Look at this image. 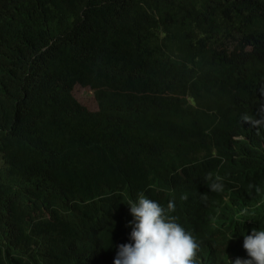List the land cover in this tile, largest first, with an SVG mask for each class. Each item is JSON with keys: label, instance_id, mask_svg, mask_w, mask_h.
<instances>
[{"label": "trees", "instance_id": "1", "mask_svg": "<svg viewBox=\"0 0 264 264\" xmlns=\"http://www.w3.org/2000/svg\"><path fill=\"white\" fill-rule=\"evenodd\" d=\"M75 61L131 120L87 116ZM0 74V174L36 196L0 264H60L45 229L64 264L261 256L264 0H0Z\"/></svg>", "mask_w": 264, "mask_h": 264}, {"label": "rangeland", "instance_id": "2", "mask_svg": "<svg viewBox=\"0 0 264 264\" xmlns=\"http://www.w3.org/2000/svg\"><path fill=\"white\" fill-rule=\"evenodd\" d=\"M79 55L80 54H76V57H75L76 61H77V57ZM84 55H87V54H84ZM76 61L74 63H76ZM87 66H89V65H87ZM76 67H77V70L74 72L75 78H73V80L76 79V83H75L74 88L71 89V91H72V94L77 99V101L79 102V104L87 109V111H88L87 116L89 118H92L93 120H97L98 117H102V118L108 117V119H102L99 122L117 123L119 121V119H121V118L129 119L128 117L132 116L130 113L131 111L127 112V110H128L127 107H117L118 104L115 103L114 99H109V95L102 93L100 91V89L102 87L99 85L98 80H92V78H91L92 75H96V74H98V72L90 73L83 66V63L81 61L76 63ZM32 70H33V68L28 69L29 72H32ZM6 76L7 75H1L0 74V89L1 90L6 89L5 83H3L1 81V78L6 77ZM73 80L69 76H67V78L64 80V83L68 87H70L73 85ZM81 80H83V82L85 84H83L81 82ZM260 87L264 90V83H262L260 85ZM186 99L190 103H192V105H193L192 112H201V111H205L207 109V106L200 105V104L196 103L189 96H187ZM110 119H113V120L109 121ZM129 120H131V119H129ZM25 179L26 178H24L23 180H25ZM11 181L21 182V179L18 177H13L11 179L10 178H4L0 174V182L4 185L3 189L7 193V197H9L8 200L0 199V212L10 210L11 207H14L16 209L15 211H17L19 213H0V217L4 215V217L2 219H0V225H3L4 227L10 228V221L8 219L9 217H12L13 219H16V220L21 219L22 223H21L20 227L16 230L15 233H10L13 235L12 238H9V240L7 242L0 241V246H2V247H9V246L14 245V238L15 239L18 238L19 233L23 234L24 237H26L34 229L32 224L30 225V223H29V219H30L29 216H31L32 214L31 213H24V212L27 211L32 204L36 203V196L35 195L30 196L28 199H32V200L29 202H24V203L16 202L15 201V193H13L15 191L13 190V187H10V185H9V183H11V185H12ZM14 188H18V187H14ZM7 197H6V199H7ZM46 218H47V215L43 214V215H39V217L37 219L40 222H45ZM43 233H44L45 240L47 239L50 243H52V248L50 251H48L49 252L48 255L52 256L60 264H64V261H66L68 259V254H69L68 251L64 250L65 251L64 253L59 251L60 249H62L61 246L58 243H54V242H51L49 240L48 235L50 233L47 229H45ZM28 241H30V240L28 239ZM33 241L34 242L38 241V237H37L36 233L33 236ZM16 243L17 242H15V244ZM242 244H243V241H241V246H242ZM260 248L262 251H264V247L261 245V243H260ZM260 257L252 258L249 256H236L235 259L237 261V264H264V252ZM76 262H77V264H81V262L77 259H76Z\"/></svg>", "mask_w": 264, "mask_h": 264}, {"label": "clouds", "instance_id": "3", "mask_svg": "<svg viewBox=\"0 0 264 264\" xmlns=\"http://www.w3.org/2000/svg\"><path fill=\"white\" fill-rule=\"evenodd\" d=\"M74 86H75V84L73 85V88H74ZM83 86H84V85H83ZM257 112H258L259 115H260V119H264V99H263V100L260 99V104H259V106H258V108H257ZM263 252H264V251H262V254H263ZM262 254H261V255H262ZM247 256H249V255H247ZM249 257H250V256H249ZM229 263H230V264H237V261H236L235 258H231L230 261H229Z\"/></svg>", "mask_w": 264, "mask_h": 264}, {"label": "bare ground", "instance_id": "4", "mask_svg": "<svg viewBox=\"0 0 264 264\" xmlns=\"http://www.w3.org/2000/svg\"><path fill=\"white\" fill-rule=\"evenodd\" d=\"M256 255V253L254 254V256Z\"/></svg>", "mask_w": 264, "mask_h": 264}]
</instances>
